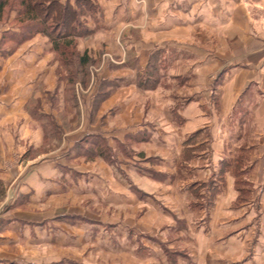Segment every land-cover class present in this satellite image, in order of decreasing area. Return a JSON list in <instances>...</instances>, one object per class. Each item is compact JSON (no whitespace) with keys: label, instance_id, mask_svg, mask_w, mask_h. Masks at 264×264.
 <instances>
[{"label":"crops","instance_id":"1","mask_svg":"<svg viewBox=\"0 0 264 264\" xmlns=\"http://www.w3.org/2000/svg\"><path fill=\"white\" fill-rule=\"evenodd\" d=\"M92 3L93 11L81 18L92 36L99 33L98 22L105 33L113 32L121 20L128 19L123 7L134 5L133 0ZM114 7L119 8L115 13ZM107 10L109 14H105ZM15 16L10 14V19ZM260 32L264 39V0H260ZM153 43L150 54L159 49L174 55L184 52ZM50 47L47 38L37 34L23 41L12 55L0 53V199L11 198L3 210L0 203V248L20 246L23 241L38 245L41 213L16 208L25 203L38 207L46 199L71 194L74 183L67 163L76 157L72 147L89 143L99 151L91 159L104 165V170L79 171L86 175L77 178L87 179L75 189L98 192L105 202L108 196L115 198L114 205L124 204L122 199L131 203L133 198H141L148 212L167 221L162 228L166 232L161 239L166 242L161 253L172 264H264V239L260 238L264 224L262 212L260 217L264 81H219L211 88V81H185L189 77L184 70L171 73L168 81H159L152 89L155 81H102L101 89L109 90L100 100L97 114L103 121L95 123L92 114V124L69 138L67 148L71 149L60 164L49 156L29 158L41 147L43 134L50 136L51 132L41 127V119L49 115L46 107L33 113L38 120L25 112L30 99L48 96L56 86L61 87L58 81L41 80L47 67L33 80H25L30 60L41 61V54L51 53ZM260 53L264 55V43ZM261 70L264 73V62ZM138 92L145 94L147 101L143 103ZM219 96L227 103L218 112ZM135 144H140L138 149ZM120 153L127 163L120 160ZM250 185L253 188L249 189ZM28 229L32 239L26 237ZM65 236L71 244V236ZM151 237L147 236L149 242ZM172 243L175 250L170 253ZM159 258L164 259L162 255ZM26 262L31 263L0 250V264Z\"/></svg>","mask_w":264,"mask_h":264},{"label":"rangeland","instance_id":"2","mask_svg":"<svg viewBox=\"0 0 264 264\" xmlns=\"http://www.w3.org/2000/svg\"><path fill=\"white\" fill-rule=\"evenodd\" d=\"M133 1L134 5L123 7L128 10V19L121 20L113 32L105 33L102 22H98V34L76 40V53L89 59L85 81H74L72 85L52 52L41 54V61H36V58L30 60L31 69H25V80H33L43 67H47L41 80L46 83L58 81L63 88L56 86L54 93L30 99L25 106V112L36 120L38 118L33 113L46 107L49 115L39 121L43 123L41 127L50 128L51 132L50 136L43 134L41 147L29 158L49 156L60 164L66 160L71 149L67 148L71 135L88 128L92 124V114L96 117L95 123L101 120L97 115L103 102L100 100L109 92L107 88L101 89L102 81H155L149 88L152 89L159 81H168L171 73H181L183 70L186 71V78L189 77L185 81H211V88L219 81H264V73L260 71L264 62V55L260 53V44L264 43L260 37V0H178L179 4L175 0ZM117 9L114 7L112 12H117ZM98 13L102 14L100 11ZM105 14H109V11ZM14 18L10 19L9 15L5 22L0 23L2 56L12 55L22 44L4 38L17 29ZM152 42L153 46L161 48L163 45L164 49L172 46L184 52L174 55L159 49L150 54L148 49ZM33 61H36L35 65ZM138 93L143 97V103L147 101L145 94ZM222 99L221 96L217 99L218 112L227 103ZM146 104H150V101ZM262 143L264 117L260 119V159L264 161ZM139 146L135 144V148ZM72 149L71 153H75L76 157L68 159L67 163L72 169L74 183L71 194L46 199L38 207L25 203V206L16 208L25 213H41L38 245L23 241L20 246L0 250L23 257L26 261L29 259L31 263L26 264H172L168 256L161 253L166 242L161 239L162 233L166 232L162 228L167 221L160 214L148 212L141 198H133L131 203L128 199H122L124 204L114 205L116 199L110 196L106 197L105 202L102 201L104 196L98 192L85 191V188L76 190L75 186L85 185L84 180L87 179L77 178L86 175L79 171L88 169L102 173L104 165L100 166L91 159L99 151L94 146L91 148L89 143L76 144ZM121 155L120 160L127 163L124 161L127 157L122 159L124 156ZM261 168L260 194L263 195L264 164ZM136 182L143 184L137 179ZM250 188H253L252 185ZM10 199L7 196L0 199L1 210ZM263 205L264 199L260 206L262 219ZM63 221L71 224L67 226ZM30 230L26 237L32 239ZM65 234L71 236V244H68ZM147 236L151 237L152 243ZM260 236L264 239V224L260 228ZM172 247H175L174 244L168 248L170 253L175 250ZM160 255L164 257L162 261Z\"/></svg>","mask_w":264,"mask_h":264},{"label":"trees","instance_id":"3","mask_svg":"<svg viewBox=\"0 0 264 264\" xmlns=\"http://www.w3.org/2000/svg\"><path fill=\"white\" fill-rule=\"evenodd\" d=\"M93 8L90 0H75L74 5L61 0H0V23L14 11L18 33L6 35L5 39L21 43L37 34L47 38L58 66L73 85L74 81L87 79L89 59L76 53L75 42L89 35L81 17Z\"/></svg>","mask_w":264,"mask_h":264}]
</instances>
